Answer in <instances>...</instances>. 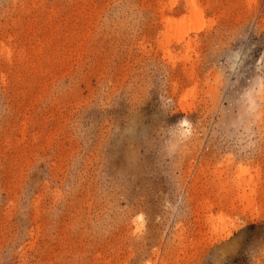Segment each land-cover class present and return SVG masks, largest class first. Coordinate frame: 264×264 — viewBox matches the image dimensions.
Here are the masks:
<instances>
[{"label":"rangeland","instance_id":"rangeland-1","mask_svg":"<svg viewBox=\"0 0 264 264\" xmlns=\"http://www.w3.org/2000/svg\"><path fill=\"white\" fill-rule=\"evenodd\" d=\"M196 2L0 0V264H264V0Z\"/></svg>","mask_w":264,"mask_h":264},{"label":"bare ground","instance_id":"bare-ground-1","mask_svg":"<svg viewBox=\"0 0 264 264\" xmlns=\"http://www.w3.org/2000/svg\"><path fill=\"white\" fill-rule=\"evenodd\" d=\"M187 4H188V6H189V8L193 14V17L200 18L202 13H201V10H200L196 0H187ZM178 41H179V39L176 40V42H178Z\"/></svg>","mask_w":264,"mask_h":264}]
</instances>
